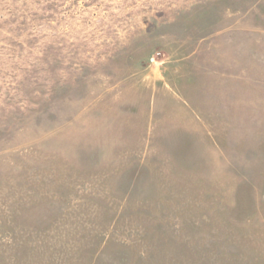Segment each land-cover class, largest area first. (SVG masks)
<instances>
[{
  "label": "rangeland",
  "instance_id": "374dc122",
  "mask_svg": "<svg viewBox=\"0 0 264 264\" xmlns=\"http://www.w3.org/2000/svg\"><path fill=\"white\" fill-rule=\"evenodd\" d=\"M0 264H264V0H0Z\"/></svg>",
  "mask_w": 264,
  "mask_h": 264
}]
</instances>
